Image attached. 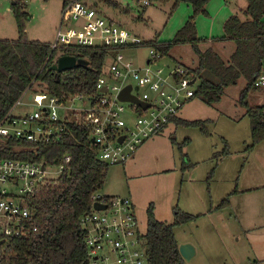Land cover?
Instances as JSON below:
<instances>
[{"label":"rangeland","instance_id":"obj_1","mask_svg":"<svg viewBox=\"0 0 264 264\" xmlns=\"http://www.w3.org/2000/svg\"><path fill=\"white\" fill-rule=\"evenodd\" d=\"M112 1L117 9L99 0H87V3L144 41L155 37L171 40L192 15L191 6L184 3L173 9V0L165 4L147 0V5H144L145 0ZM25 3L30 15L25 29L27 38L54 42L61 22L62 0H25ZM10 5L11 0H0L1 39L17 38ZM246 5V0H209L206 14L195 18L197 35L201 39L197 47L173 45L158 66L177 63L193 69L197 64V52L207 50L228 62L235 44L221 40L223 24L230 16L244 20ZM140 13L142 20L135 19ZM123 53L135 67H144L148 47L142 45ZM151 68L155 70L156 66ZM166 74L167 70L163 69L161 76ZM167 81L173 83L171 78ZM199 83L197 78L191 88L196 89ZM244 87L245 81L240 78L211 106L198 98L187 101L177 116L188 121H209L205 125L206 133L195 126L168 124L140 145L126 162L109 166L104 186L98 192L129 196L134 203L138 230L142 233L146 230V212L150 205L155 218L167 224L173 222L175 209L197 216L173 228L178 245L189 243L194 247V255L185 264H245L247 258L252 259L253 253L264 248V140L247 150L251 144L250 121L244 115L245 108L238 103ZM41 90L35 83L22 96L23 101L28 94ZM263 101L262 91L250 92V106ZM125 105L128 107L127 103ZM33 109L31 105L18 107L15 113L20 115ZM121 116L128 125L136 120V114L128 108ZM225 150L228 153L222 155ZM2 186L8 193L18 192L10 183ZM234 189L239 193L229 198L230 205L217 209ZM257 264H264V261Z\"/></svg>","mask_w":264,"mask_h":264},{"label":"trees","instance_id":"obj_2","mask_svg":"<svg viewBox=\"0 0 264 264\" xmlns=\"http://www.w3.org/2000/svg\"><path fill=\"white\" fill-rule=\"evenodd\" d=\"M70 1L62 0L63 8ZM99 1L114 9L118 7L112 0ZM169 1L149 0V3L165 4ZM208 1L173 0V9L179 3H184L191 6L192 15L171 40L163 41L155 37L143 45L155 48L164 56H168L173 45L189 44L196 48L201 39L197 35L195 18L206 14ZM246 2L244 20L230 16L223 24L221 40L235 44L230 60L224 62L211 50L198 51L196 67L185 69L200 79L190 100L198 98L208 106L217 103L228 86L236 84L240 78L245 81L238 103L245 108L244 115L250 121L251 144L247 150H251L264 140V101L256 106L248 104L252 91H262L264 100V89L253 86L264 59V0ZM10 11L16 24L17 38H0V121L35 83L41 87L40 92H46L58 100L78 93L94 94L95 84L110 49L100 46L62 49L61 55L85 59L88 65L55 72L51 65L57 52L50 49L49 43L29 40L26 36V22L30 15L25 0H11ZM142 13L135 19L142 20ZM207 122L171 116L157 133L170 123L199 127L200 131L206 133ZM89 129L88 125L67 123L59 138L40 144H30L18 138L7 139L0 156L30 161L45 159L56 163L63 155L69 154L71 160L57 181L26 197L30 219L24 223L29 231L24 236H0V264H89L84 244L85 232L79 219L90 210L91 196L103 188L109 168L107 163L96 157ZM171 141L174 143L173 138ZM15 146L30 149L15 151ZM227 153L225 150L222 155ZM237 193V189L230 192L217 209L229 206V198ZM173 217V222L167 224L155 218L151 205L147 209L146 230L141 238L150 264H185L178 251L173 228L197 216L175 209Z\"/></svg>","mask_w":264,"mask_h":264},{"label":"built area","instance_id":"obj_3","mask_svg":"<svg viewBox=\"0 0 264 264\" xmlns=\"http://www.w3.org/2000/svg\"><path fill=\"white\" fill-rule=\"evenodd\" d=\"M147 4L145 0L144 5ZM144 42L106 18L87 0L68 2L62 9L55 40L49 43L50 49L57 52L52 62L56 63L62 49L97 46L110 49L95 84V92L92 95L78 93L63 100L46 92L28 94L25 101L21 96L0 121V152L9 138L30 144L45 143L59 138L67 123H76L90 127L89 138L99 160L112 166L130 159L171 116H177L195 90L191 86L196 77L177 63L158 66L165 56L153 47H148L144 67H135L131 60H127L123 52L141 47ZM163 69L167 70L164 77L161 76ZM168 78L173 80L172 84ZM128 85L130 94L148 103L149 107L143 109L118 99L120 91ZM253 86L264 89V59ZM141 88L144 89L141 91ZM30 105L33 111L15 113L16 108ZM127 108L136 114L133 125H128L121 116ZM29 149L14 148L15 151ZM70 160L69 154L63 155L56 163L45 159L30 161L0 156V236L8 238L27 234L29 228L24 222L30 219V213L26 197L57 181ZM5 183L16 187L17 194L8 193L2 186ZM94 203L103 204L105 208L95 209ZM79 222L85 232L89 264H150L129 196L94 193L90 210L80 216Z\"/></svg>","mask_w":264,"mask_h":264},{"label":"water","instance_id":"obj_4","mask_svg":"<svg viewBox=\"0 0 264 264\" xmlns=\"http://www.w3.org/2000/svg\"><path fill=\"white\" fill-rule=\"evenodd\" d=\"M80 65L87 66L88 61L85 59L76 58V57L71 56V55H61L57 59L56 63H53L51 65V69L55 72H61L64 70L72 69L75 66H80ZM130 89H131L130 85L124 87L120 91V93L118 95V99L120 101L131 102V103L137 104L140 107H142L143 109H146L147 107H149L148 103L141 102V101L137 100L136 97L132 96L130 94ZM94 208L95 209H104L105 206L103 204H100V203H94ZM178 251H179L181 257L183 258V260L186 262H188L195 253L194 247L189 243H183V244L178 245Z\"/></svg>","mask_w":264,"mask_h":264},{"label":"crops","instance_id":"obj_5","mask_svg":"<svg viewBox=\"0 0 264 264\" xmlns=\"http://www.w3.org/2000/svg\"><path fill=\"white\" fill-rule=\"evenodd\" d=\"M195 77V76H194ZM196 79H197V77H196ZM132 200V199H131ZM134 204V203H133ZM253 229V228H252ZM261 246V244L259 245V247ZM256 243L254 244V248L256 249ZM258 247V248H259ZM254 255H253V257H252V259H248L247 258V261H246V263L245 264H257L258 262H262V261H264V248H260L259 250H258V252H257V254H255V253H253Z\"/></svg>","mask_w":264,"mask_h":264}]
</instances>
